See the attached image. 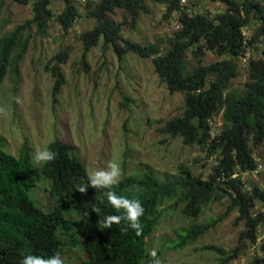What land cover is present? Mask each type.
<instances>
[{
  "label": "trees",
  "instance_id": "16d2710c",
  "mask_svg": "<svg viewBox=\"0 0 264 264\" xmlns=\"http://www.w3.org/2000/svg\"><path fill=\"white\" fill-rule=\"evenodd\" d=\"M6 1L0 0V82L7 72L19 78L21 62L34 35L44 36L52 21L67 31L81 16L75 0H62L64 8L57 15L51 9L53 0H35L33 17L6 30L8 19L2 17ZM163 1L167 3L166 17L177 12L178 22L165 41L144 44L125 37L123 23L110 16L123 10L125 20L130 18L135 25L142 13L149 12L145 0H88L86 15L96 24L81 35L83 61L101 41L105 50L113 49L121 61L128 53L153 57L154 70L169 92L184 95V113L165 121L159 131L181 138L186 145L205 148L207 158L213 159L211 171L204 177L181 166V175L172 180H160L148 169L141 175L119 178L112 190L117 195L138 198L144 209L139 217L142 231L137 236L131 229L121 231L122 223L100 229L98 220L118 213L102 201L100 192L93 187H87L84 193L76 190L77 184L86 183L88 171L70 144L59 139L51 142L48 149L56 153L55 159L38 166L27 142L15 155L5 148L0 134V264H20L22 257L29 254L47 258L54 253L65 264H72L74 258L69 262L68 253L76 248H81L86 257L75 264H147L148 239L158 225L163 209L160 207L179 193L185 203L183 211L190 217L225 198L228 205L218 220L185 228L177 247L183 246L185 236L199 237L234 211L239 213L238 222L245 225L236 248L227 253L211 246L222 253V264L238 258L248 243L256 244L264 233V207H257L264 206V183H248L243 178V173L257 168L254 150L264 143L263 1L215 0L226 5L215 16L194 11L182 5L181 0ZM13 2L28 4L30 0ZM253 19L257 26L246 37L243 28ZM165 42L167 47H163ZM259 42L263 50L254 56ZM207 51L224 58L204 64ZM68 58V51H61L46 66L54 78V95L66 81L62 66ZM241 58L246 59L248 77L243 87H236L233 81L240 75ZM220 114L221 130L214 135L213 125ZM43 178L50 180L54 196L48 206L33 197ZM262 239L261 255L252 264H264V235Z\"/></svg>",
  "mask_w": 264,
  "mask_h": 264
},
{
  "label": "rangeland",
  "instance_id": "374dc122",
  "mask_svg": "<svg viewBox=\"0 0 264 264\" xmlns=\"http://www.w3.org/2000/svg\"><path fill=\"white\" fill-rule=\"evenodd\" d=\"M34 1L28 4L6 1L2 13V17L8 19L6 30L33 17ZM87 1L75 0L81 16L67 31L52 21L44 36L34 35L21 62L19 78L7 72L0 82V134L5 148L17 155L27 142L33 156L35 151L48 149L51 142L59 139L73 147L88 172L105 169L111 161L120 166L119 178L141 175L148 169L160 180H172L181 175V166L188 167L196 175L207 176L213 159L207 158L205 148L186 145L181 138H172L159 131L165 121L184 113V95L169 92L154 70L153 57L128 53L121 61L113 49L105 50L101 41L87 53L86 62L83 61L85 47L81 35L96 24L95 19L86 15ZM187 1L181 4L211 16L226 8L221 1ZM145 2L149 12L142 13L135 25L130 18L125 20L123 10L110 17L123 23L122 32L127 38L144 44L158 39L165 41L172 34L179 15L174 12L166 17L167 3L163 0ZM63 8L62 0L52 1L51 9L56 15ZM256 26L253 19L243 28L246 37L253 34ZM32 29L35 34L36 28ZM163 47H167V43ZM262 50L263 44L259 42L253 55L259 56ZM61 51L69 53L67 63L62 66L66 81L54 95V78L46 66ZM222 58L207 51L202 61L209 64ZM245 68L246 63L241 58L240 75L234 79V86L243 87L248 77ZM215 126L214 135L221 130V114ZM254 154L259 161H264V143ZM243 178L248 183H264L263 170L244 173ZM180 195L169 198L160 207L162 214L148 239V250L155 249L162 264H222V253L211 246L227 253L236 248L245 227L243 222H238L239 213L231 212L199 237L185 236L183 246L177 247L176 242L185 228L194 223L218 220L228 205L225 198L204 206L199 215L190 217L183 211L185 203ZM33 197L41 205L48 206L54 199L50 180L43 178L34 189ZM257 207L264 206L258 204ZM263 235L256 244L248 243L238 258L224 264H252L254 258L261 255ZM85 257L86 253L76 248L69 251L67 259L74 258L70 261L75 264Z\"/></svg>",
  "mask_w": 264,
  "mask_h": 264
},
{
  "label": "clouds",
  "instance_id": "9594fccd",
  "mask_svg": "<svg viewBox=\"0 0 264 264\" xmlns=\"http://www.w3.org/2000/svg\"><path fill=\"white\" fill-rule=\"evenodd\" d=\"M242 60L245 61L246 59L242 58ZM213 126L214 129L216 126L215 124ZM55 156L56 153L54 151L45 148L43 150L35 151L32 159L36 164H44L54 160ZM258 162L259 164H264V161L258 160ZM259 164L255 170H252V172H255L258 169ZM262 170L264 172V167L260 171ZM120 171L119 164L110 161L105 169L88 172L86 183L77 184L76 190L80 193H84L87 187H93L95 191L100 192L102 201H106L107 204L118 213L117 215H104L102 219L98 220L100 229H109L114 223H122L123 226L121 227V231L127 232L131 229L135 235L139 236L142 231L139 217L144 211L139 199L117 195L112 190L113 186L119 182ZM92 210L94 212L99 211V209L96 208H93ZM148 255L150 259L147 264H162L155 249L150 250ZM20 264H65V262L58 253H54L47 258L29 254L22 257Z\"/></svg>",
  "mask_w": 264,
  "mask_h": 264
},
{
  "label": "built area",
  "instance_id": "2783aa9c",
  "mask_svg": "<svg viewBox=\"0 0 264 264\" xmlns=\"http://www.w3.org/2000/svg\"><path fill=\"white\" fill-rule=\"evenodd\" d=\"M183 3L187 2V0H181ZM264 167V164H259L258 169L256 171H260Z\"/></svg>",
  "mask_w": 264,
  "mask_h": 264
}]
</instances>
